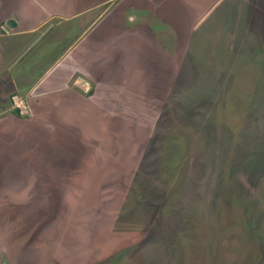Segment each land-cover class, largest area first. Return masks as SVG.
<instances>
[{
    "label": "rangeland",
    "instance_id": "374dc122",
    "mask_svg": "<svg viewBox=\"0 0 264 264\" xmlns=\"http://www.w3.org/2000/svg\"><path fill=\"white\" fill-rule=\"evenodd\" d=\"M100 10L0 42L4 113L40 102L0 129L39 135L0 174V264H264V27Z\"/></svg>",
    "mask_w": 264,
    "mask_h": 264
},
{
    "label": "crops",
    "instance_id": "0c3cea01",
    "mask_svg": "<svg viewBox=\"0 0 264 264\" xmlns=\"http://www.w3.org/2000/svg\"><path fill=\"white\" fill-rule=\"evenodd\" d=\"M140 1V5H137L135 0H0V2H2L0 7V42L5 41L11 32L15 36L25 31L34 32V34H36L35 31L44 26L53 16H60L61 18L73 16L82 17L83 14L97 11L98 9L101 10L96 14L95 20H97V23L101 22V26L103 25L106 29H113L116 34L129 31L125 24L126 20H129V18H138L139 21L147 23L148 25H151L152 17L154 16L168 20L167 22H172L177 30L176 38L178 37L177 42L179 43V32L182 34L185 32V29L183 31L180 30L181 25H189L188 34L191 35L192 31L198 28L197 26L206 19H209V17H211V21L213 22H225L226 24H230V26H234L232 24L235 23V25L240 24L245 28L253 26L255 21H258L259 25L264 27V0H168L170 4L167 5L166 8L161 5L159 0H157V4L152 0ZM112 2L116 3L112 4ZM151 2H154L153 6L150 4ZM105 3H107V5L101 7ZM8 20L12 21L14 24L13 27L5 24ZM182 20H185V22L182 23ZM109 21H111V23ZM1 24H4V26ZM160 27L163 28V26ZM261 30L263 34L264 28H261ZM243 33L235 34L234 32H230L233 40H239L240 42H243L242 38L239 39L237 37L241 36ZM93 40L95 39L90 40L91 44ZM73 69L76 70L75 72H79V75H77L79 76V80L76 78L74 81L77 82L82 80V68L79 66H72L64 62L63 68H59L58 70L60 71L58 78L61 80L60 86H62L60 89L63 91H67V78L72 76ZM97 75L100 76V73H97ZM98 80H100V78H98ZM36 89L39 90L41 88L36 87ZM32 92L33 90H28L27 93L29 95L27 97L26 93L24 100H19L18 95H11V102L16 105V108L24 107L25 112H30L29 100H37ZM40 94L43 93L39 92V95ZM1 101H3V99L0 98V129L12 127L8 124L16 123V119L24 118L26 120H32L33 122L37 119L35 118L37 116L32 115V112L26 115L21 113L22 110L21 112L19 111L20 115H7L3 111L5 104ZM19 101L22 102L21 105ZM104 102L109 103V100L102 98L101 103ZM37 103L40 104L38 100ZM108 106H110V103ZM112 106L115 107L117 105L112 104ZM39 117L40 113L38 121H40ZM10 131L14 132V130ZM35 131L38 132L37 129H35ZM26 135L29 134H0V150L7 145L10 147L9 149L4 148L3 150V155H5L4 152L7 151L8 158L3 159V156L0 154V174L4 170L10 168L8 167L9 163V166L12 167L10 169L14 170L16 161L21 160L20 156L22 153L19 152L21 150L18 149V146L22 148L24 145H27L29 148L32 143L35 142V137L39 136L38 134H30L31 139L25 141L24 138H27ZM33 136L35 137L32 138Z\"/></svg>",
    "mask_w": 264,
    "mask_h": 264
},
{
    "label": "trees",
    "instance_id": "16d2710c",
    "mask_svg": "<svg viewBox=\"0 0 264 264\" xmlns=\"http://www.w3.org/2000/svg\"><path fill=\"white\" fill-rule=\"evenodd\" d=\"M13 111L16 112L17 115H20V112H19V109L18 108H14Z\"/></svg>",
    "mask_w": 264,
    "mask_h": 264
},
{
    "label": "flooded vegetation",
    "instance_id": "af4514ba",
    "mask_svg": "<svg viewBox=\"0 0 264 264\" xmlns=\"http://www.w3.org/2000/svg\"><path fill=\"white\" fill-rule=\"evenodd\" d=\"M8 21H10V22H12L11 20H8ZM5 24H7V26H10L7 22H5ZM13 26H14V24H13ZM13 26H10V27H13ZM2 102V101H1ZM3 103V102H2ZM1 107V106H0Z\"/></svg>",
    "mask_w": 264,
    "mask_h": 264
},
{
    "label": "water",
    "instance_id": "95a60500",
    "mask_svg": "<svg viewBox=\"0 0 264 264\" xmlns=\"http://www.w3.org/2000/svg\"><path fill=\"white\" fill-rule=\"evenodd\" d=\"M7 23H8L10 26H13V23H12V22L7 21Z\"/></svg>",
    "mask_w": 264,
    "mask_h": 264
}]
</instances>
